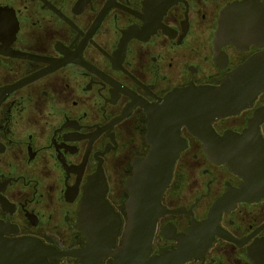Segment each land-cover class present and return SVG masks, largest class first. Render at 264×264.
Returning <instances> with one entry per match:
<instances>
[{
	"label": "flooded vegetation",
	"instance_id": "obj_1",
	"mask_svg": "<svg viewBox=\"0 0 264 264\" xmlns=\"http://www.w3.org/2000/svg\"><path fill=\"white\" fill-rule=\"evenodd\" d=\"M237 3L264 22V0H0V237L83 248L78 214L98 169L123 229L126 181L150 149L145 109L174 90L219 87L264 52L263 39L217 42ZM245 35L263 38L264 25ZM211 127L264 145V90ZM179 138L160 199L177 212L158 217L145 264H264V184L211 162L185 126ZM64 260L78 264H49Z\"/></svg>",
	"mask_w": 264,
	"mask_h": 264
},
{
	"label": "water",
	"instance_id": "obj_2",
	"mask_svg": "<svg viewBox=\"0 0 264 264\" xmlns=\"http://www.w3.org/2000/svg\"><path fill=\"white\" fill-rule=\"evenodd\" d=\"M250 16L246 3L228 6L219 20L217 42L237 46L264 40L246 37V32L264 25L261 18ZM263 90L264 52L228 74L219 87L174 90L158 109H145L150 149L145 158L134 161L133 176L126 181L129 199L123 229L120 216L105 198L107 187L98 169L84 188L78 214L76 228L87 239L83 248L58 251L34 238L0 237V264H49L50 258L77 259L78 264H104L107 259L112 264H145L158 217L177 212L166 210L160 199L179 152L185 147L179 138L181 127L203 142L211 162L224 164L249 184H264V145L247 132L242 136L228 132L218 137L211 127L212 122L249 107ZM120 235L122 240L117 245ZM62 264L73 261L64 260Z\"/></svg>",
	"mask_w": 264,
	"mask_h": 264
}]
</instances>
